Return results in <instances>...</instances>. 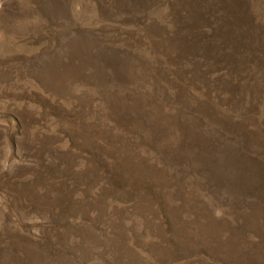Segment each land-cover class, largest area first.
<instances>
[{
	"label": "rangeland",
	"instance_id": "rangeland-1",
	"mask_svg": "<svg viewBox=\"0 0 264 264\" xmlns=\"http://www.w3.org/2000/svg\"><path fill=\"white\" fill-rule=\"evenodd\" d=\"M0 264H264V0H0Z\"/></svg>",
	"mask_w": 264,
	"mask_h": 264
}]
</instances>
